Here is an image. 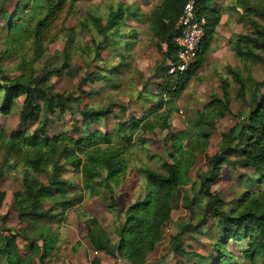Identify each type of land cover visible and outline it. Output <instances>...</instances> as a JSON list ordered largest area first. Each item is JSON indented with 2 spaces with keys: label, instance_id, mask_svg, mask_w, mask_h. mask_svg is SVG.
<instances>
[{
  "label": "rangeland",
  "instance_id": "obj_1",
  "mask_svg": "<svg viewBox=\"0 0 264 264\" xmlns=\"http://www.w3.org/2000/svg\"><path fill=\"white\" fill-rule=\"evenodd\" d=\"M261 1L251 0V3ZM15 2L16 0H11L6 5L10 13L14 11ZM160 2L161 0H68L64 11L51 25L48 39L41 45L40 58L35 55V38L25 41L19 36L18 30L9 29L8 23L0 20V80L3 75L9 78L20 75L29 77L30 73H38L45 64L53 68L67 65L76 73L74 77L63 74L51 78L56 92L72 99L73 108L61 117L49 118L47 132L51 138L65 132L72 136L78 135L80 132H74L80 125V111L110 108L112 114L92 125L89 131L111 134L109 146L121 148V138L124 135L121 126L126 127L132 121L139 122L136 132L131 134V143L125 146L128 166L123 177H114L105 183L106 172L101 170L100 178L95 179L91 185L83 186L81 175L69 166L65 167L62 174L63 179L75 185V193L83 195V219L89 217L88 214L92 215L109 235L111 244L119 241L127 209L135 202L142 201L146 195L147 182L138 171L151 168L166 174L163 165L165 162H172L171 135L182 133L178 148L182 153L191 154L189 165L183 168L188 181L173 194L169 219L153 241L152 249L146 255L144 253V264H187L190 253L207 256L211 251L210 245L214 242L213 237H216L213 230L216 219L211 216L202 228L189 229L202 219L207 202V198H202L198 193L202 178L210 179L209 191L224 202L222 208L227 212L237 208L238 199L247 192H261L258 201L264 204V184L255 182V179L247 182L246 176L254 174L251 170L234 169L225 164L215 166L207 159L224 151L221 135L239 125L248 114V106L240 98L239 88L230 71L237 72L245 79L260 82L264 80V61L252 63L233 52L231 44L241 41L240 36L249 33L251 29L241 20V6L237 0L219 1L214 4L220 11L219 23L203 64L199 70L185 77L189 78L188 82L176 96L160 93L158 84L162 76L155 75L157 68L164 62V46L161 50L159 41L148 25L152 10ZM120 5L138 16L124 17V25L119 34L109 37L110 42H116L117 45H104L100 58L96 59L93 35L85 28L88 26L94 31L89 15L100 17L105 24L109 11L116 10ZM94 36L95 43L103 41L96 34ZM65 50L68 55L64 54ZM261 55L264 57V53ZM3 56L5 59L2 60ZM122 63L124 66L120 69ZM23 65L25 67L20 70ZM90 73L100 74L102 77L97 81L82 82ZM224 98L228 100L229 110L222 111L221 118H212L213 123L197 126L199 116L206 113L208 105L215 99L224 102ZM249 99L250 95H247L246 101ZM23 100L24 97H20L14 102L9 115H0V129L8 137L20 129L18 115ZM146 123L152 128H146ZM37 126L38 124H28L23 129L33 133ZM124 130L128 132L127 128ZM98 145L105 146L101 143ZM24 168L8 146L0 149V192L6 195L0 217H7L3 225L13 229L23 258L31 254L27 247L32 230L27 224H21L16 215L19 195L23 189ZM49 174L50 172H41L39 182L47 185ZM111 199L116 205L114 210L108 207ZM76 206L66 208V217L72 207ZM64 213L62 219L54 224L66 223ZM66 225L68 226L67 223ZM73 237L70 235L69 239ZM81 238L76 247H83L82 251L87 253L90 243L86 237ZM38 244L41 245L40 242ZM54 248L49 251L58 252L57 243ZM74 256L71 257L70 251L63 252L53 259L51 257L50 262L88 264L86 259H82L84 254L77 255L76 251ZM37 259L41 261L38 256L33 255L34 264H37ZM117 261L118 264H131L123 258ZM0 264L6 263L0 261ZM109 264H113L111 259ZM258 264H264V260H260Z\"/></svg>",
  "mask_w": 264,
  "mask_h": 264
},
{
  "label": "trees",
  "instance_id": "obj_2",
  "mask_svg": "<svg viewBox=\"0 0 264 264\" xmlns=\"http://www.w3.org/2000/svg\"><path fill=\"white\" fill-rule=\"evenodd\" d=\"M10 1L0 0V20L8 23L9 29L18 30L19 36L25 41L31 37L35 38L37 44L35 55L40 58L41 45L48 39L51 25L64 11L68 0H16L14 11L11 13L6 9ZM190 1L194 2L197 17L204 19L205 23L202 47L196 63L187 72L185 76L187 77L199 70L203 64L220 19V11L214 4L224 0H161L148 19L149 28L159 41L160 49L162 50L164 46V62L157 68L155 75V77L162 76L158 90L170 97L176 96L184 89L189 79L169 75L168 71L177 63L179 47L175 39L180 35V30H177L176 25L184 7ZM237 2L241 6V20L246 22L251 31L241 35V41L233 42L232 50L243 60L262 63L264 61L261 55L264 53V0L257 3H251V0H237ZM127 15L138 16L123 5L109 11L105 24L100 17L89 15L94 31L88 26L84 25V27L93 35L96 59L100 58L104 45H117L116 42L111 43L109 37L119 34L120 28L124 25V17ZM95 34L103 38V41L95 43ZM44 52L45 50L43 54ZM64 54L69 53L65 50ZM122 66L123 63L120 69ZM24 67L25 65L20 70ZM61 67L53 68L45 64L38 73H30L29 77L20 75L9 78L3 75L0 80V115H9L14 102L24 97L18 115L20 129L9 137L3 129H0V149L8 146L25 167L23 189L19 195V209L16 215L21 224H27L32 228L27 247L31 254L23 258L13 229L3 225L7 217H0V261L6 264H34L33 255H41L43 252L44 256V253L55 249L58 235L50 224L61 220L66 208L77 205L83 200L82 194L75 193V185L62 178L66 166L81 175L83 186L91 185L95 179L100 178L101 170L106 172L105 183L114 177H123L127 172L125 146L131 143V134L136 132L139 122L132 121L126 127L121 126L124 132L121 148L109 146L112 140L111 134L89 131L92 125L112 114L110 108L80 111V125L74 132H80L78 135L72 136L65 132L49 137L47 132L50 126L49 118L61 117L66 111L73 110L72 99L56 92L51 81L55 75L75 76L76 73L69 66ZM230 74L239 88L240 98L248 106V114L239 125L221 135L224 151L207 159L215 166L225 164L234 169H249L254 174L246 176L247 182L255 179V182L264 184V80L254 82L233 70ZM101 77L100 74L90 73L82 82L97 81ZM247 95H250L249 101H246ZM206 110V113L199 116L197 126L213 123L211 119L214 117L221 118L222 111L229 110L228 100L224 98L223 102L215 99ZM28 124H38L33 133L23 129ZM145 127L152 128L149 123H146ZM125 128L128 129L127 133ZM181 134L171 135L172 162H165L163 165L166 174L151 168L138 171L147 182L146 195L142 201L135 202L127 209L117 244H111L109 236L95 218L85 222L86 238L94 250L105 252L116 260L123 258L131 264H144V253L146 252V255L152 249L153 241L169 219L173 194L188 181L183 168L189 165L191 154L179 150L178 142ZM98 143L105 146L101 147ZM41 172H50L47 175V185L39 182ZM209 190L210 179L202 178L199 181L198 193L202 198H207V202L202 219L189 229L202 228L206 225L207 218L211 216L216 219L213 227L216 237H213L214 242L210 245L211 251L207 256L190 253L187 264H258L260 260H264V204L258 201L262 193L242 194L238 199V207L227 212L222 208L224 202L212 195ZM5 196L4 192H0V209ZM115 206L114 200L111 199L109 209L114 210ZM58 210L61 212L58 213ZM43 256L40 257L41 260ZM91 264H100V262L95 258Z\"/></svg>",
  "mask_w": 264,
  "mask_h": 264
},
{
  "label": "crops",
  "instance_id": "obj_3",
  "mask_svg": "<svg viewBox=\"0 0 264 264\" xmlns=\"http://www.w3.org/2000/svg\"><path fill=\"white\" fill-rule=\"evenodd\" d=\"M82 204H83V202L80 204H77L76 207H72V210L69 211L67 217H66L67 211L64 213L65 214V222L68 224V226L66 225V223H64V224L63 223L62 224L51 223L50 224V226L53 228V231L56 232L58 235V240L56 242L58 252H57V250L54 251L53 253L48 251L47 253H44V256H43V252H42L41 255H37L39 258L41 256H43L41 261H39L37 259V264H51V262H50L51 257H52L51 259H53L57 255H59V254L62 255L63 252H68V251H70L72 258L75 257L74 255H75L76 251H77V255L78 254H80V255L84 254V257H82V259H86L88 261V264H91L95 258L97 260H99L100 264H109L110 259L113 261V264H118V263H116L117 260H115L111 255H108L105 252H100V251L94 250L90 244L88 246L89 250L87 251L88 256H87V253L85 251H82L83 247H80V248L76 247L79 245V242L82 239L81 237H86V235H87V228L85 226V222L88 219L93 218L92 215L88 214L89 217L83 219L82 214L85 211V209L81 207ZM106 234H107V232H106ZM70 235H72L74 237L69 239ZM71 242L73 244H71ZM39 246H40V244H39ZM80 263H82V262L80 261Z\"/></svg>",
  "mask_w": 264,
  "mask_h": 264
},
{
  "label": "built area",
  "instance_id": "obj_4",
  "mask_svg": "<svg viewBox=\"0 0 264 264\" xmlns=\"http://www.w3.org/2000/svg\"><path fill=\"white\" fill-rule=\"evenodd\" d=\"M204 23V19L198 18L195 13L194 2L187 3L176 25L177 30H180V35L175 39L179 51L177 63L170 67L169 75L185 77L196 63L204 39Z\"/></svg>",
  "mask_w": 264,
  "mask_h": 264
}]
</instances>
